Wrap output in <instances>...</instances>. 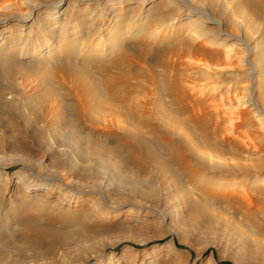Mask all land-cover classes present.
I'll use <instances>...</instances> for the list:
<instances>
[{
    "label": "rangeland",
    "instance_id": "1",
    "mask_svg": "<svg viewBox=\"0 0 264 264\" xmlns=\"http://www.w3.org/2000/svg\"><path fill=\"white\" fill-rule=\"evenodd\" d=\"M151 2L95 0L86 11L79 0H0L1 209L23 203L28 213L30 201L55 187L62 194L55 199L74 198L63 230L81 238L80 248L37 261L21 239L27 217L8 223V212L6 238L22 252L17 264H264V255L240 251L232 229L264 244V0ZM165 5V15H182L174 26L149 13ZM193 17L205 23L186 28ZM69 18L74 39L31 60L48 34L29 40L30 31L49 25L59 34ZM87 30H100L103 40H89ZM70 66L87 69L97 98ZM152 126L190 152L196 179L148 158L137 137L157 146ZM247 195L260 207L254 226L244 218Z\"/></svg>",
    "mask_w": 264,
    "mask_h": 264
},
{
    "label": "bare ground",
    "instance_id": "2",
    "mask_svg": "<svg viewBox=\"0 0 264 264\" xmlns=\"http://www.w3.org/2000/svg\"><path fill=\"white\" fill-rule=\"evenodd\" d=\"M79 1H84V10L88 11L89 9H92L93 7V4L95 2V0H79ZM99 1V0H98ZM155 0H152L151 3H154ZM247 2V0H241V3L243 2ZM108 2V0H107ZM158 2V1H157ZM162 2V1H161ZM213 2V1H212ZM140 5L141 2L139 1L138 2ZM214 3V2H213ZM248 3H249V0H248ZM75 4V3H74ZM245 4V3H244ZM250 4V3H249ZM137 5V7H133L134 9L138 8L139 6ZM164 5V4H163ZM242 5V4H241ZM248 5V4H247ZM95 6V5H94ZM156 6V5H155ZM249 6V5H248ZM247 6V7H248ZM246 7V6H244ZM167 9V5L164 6V8H160V6L158 8H156L155 10H151L149 11V13L153 15H155L156 17L159 18V20L161 21V18L162 20H164V24L165 26H174L175 23V19L177 18H181V16L177 17V16H169L168 14L165 15V11ZM177 11V10H175ZM184 10H180L179 12H183ZM258 11V10H257ZM70 12V11H69ZM72 12V11H71ZM172 13V11H170ZM87 13V12H86ZM167 13V12H166ZM174 13V11H173ZM176 13V12H175ZM252 13V12H250ZM67 14V13H66ZM70 14V13H69ZM102 14V13H100ZM137 15H138V11H135V13L133 15H131V20L129 21V24H135L136 23V18H137ZM164 15V16H163ZM175 15V14H174ZM39 17V16H38ZM92 17V16H91ZM174 17V18H172ZM250 17V15L248 16ZM201 18V17H200ZM199 17H193V18H188L185 20L184 23V26L186 28H189L191 30H193V28H196V27H199L200 25H202L203 23L205 22H202ZM41 19V18H40ZM71 18H69L67 21H69ZM136 19V20H135ZM176 19V20H177ZM251 19V18H250ZM20 20V19H19ZM158 20V19H156ZM247 20V19H246ZM249 20V19H248ZM252 20V19H251ZM250 20V21H251ZM93 21V20H92ZM95 21V20H94ZM118 21V20H117ZM138 21V20H137ZM253 21V20H252ZM23 22V21H22ZM159 22V21H158ZM92 23V22H91ZM116 23V22H115ZM162 23V22H160ZM66 25H62L61 26V29L59 31V34H57V32H55L51 26L48 25V28H46L47 30H32L30 31L29 33V40H30V36L31 34H35V35H40V34H45L43 31L47 32L48 36L45 35V37L47 38V41L46 42H43V44L45 46H42L40 47V49L33 53H31L32 56H30V59L31 60H36L38 59L40 56H45V57H48L52 54V53H57L58 51L57 50H60L63 46V43L64 41L69 38L70 40H73L74 39V36L77 35L75 32L77 31L78 32V28H77V25H76V22L75 21H69V22H66L65 23ZM130 24V25H131ZM162 24V25H164ZM249 24V23H248ZM250 24H252V22H250ZM249 24V25H250ZM253 25V24H252ZM256 25V24H254ZM17 26V25H16ZM247 26V24H246ZM91 27V26H90ZM135 28V26H134ZM196 30V29H195ZM198 30V29H197ZM49 31V32H48ZM4 32V30H2L1 34ZM85 34L87 33L88 35V39L89 40H93V39H97V38H100V41L103 40L104 38V35L102 34V32H100V30H98L97 32L95 33H92L94 32L93 30H87V31H84ZM120 35V34H119ZM122 35V34H121ZM220 36L223 35V33L221 32L219 34ZM56 36H58V40L56 41ZM34 37V35H33ZM71 37V38H70ZM121 39V38H120ZM6 40V39H5ZM86 40V39H85ZM99 41V42H100ZM55 42H57L58 45H55ZM204 42V41H203ZM95 43V42H94ZM103 43V42H102ZM41 45V44H40ZM101 44L99 43L98 44V47L100 46ZM97 47V46H96ZM97 47V48H98ZM193 47V46H192ZM191 45L190 47L188 46V48H192ZM197 46H195V48L191 49L192 53L195 52L198 53V49L196 48ZM87 48V46L83 47L82 50H81V53ZM207 48V47H206ZM205 49V48H203ZM57 51V52H56ZM186 51V50H185ZM190 51V50H188ZM60 52V51H59ZM58 52V53H59ZM181 52V50H180ZM183 52H184V49H183ZM182 52V53H183ZM200 52V51H199ZM211 52V51H210ZM209 52V55H211ZM213 52V51H212ZM211 52V53H212ZM216 52V51H215ZM191 53V52H189ZM189 53H187L189 55ZM191 53V55H192ZM217 53V52H216ZM216 53H214L215 55H217ZM49 54V55H47ZM195 54H193L194 56H192L193 58L195 57ZM175 55H178V54H175ZM174 55V56H175ZM181 55V54H180ZM179 57L178 56H175V59L176 57L181 58L179 61H186V60H190L191 61V55L188 57L189 59H187V56H186V53H185V58L186 60H183L184 57ZM184 55V53H183ZM207 55V54H206ZM170 56H172L170 54ZM173 56V57H174ZM182 56V55H181ZM198 55H196L195 59H193L194 61L197 59H201L202 56H200V58H197ZM205 56V55H204ZM208 58V57H207ZM207 58H203V59H207ZM174 59V58H173ZM49 60V59H48ZM192 60V61H193ZM210 60V59H209ZM212 60V59H211ZM205 61V60H204ZM175 62V61H174ZM203 62V60L201 61ZM177 63V62H176ZM176 63H173L176 65ZM179 63V62H178ZM181 63V62H180ZM187 63V62H186ZM193 63V62H191ZM200 63V62H199ZM194 64V63H193ZM192 64V65H193ZM208 64V63H207ZM72 65V64H71ZM79 65V64H77ZM180 65V64H179ZM264 65V63H263ZM174 66V65H173ZM177 66V65H176ZM187 66V65H186ZM194 66V65H193ZM207 66V65H206ZM184 67V66H183ZM189 67V66H188ZM191 67V66H190ZM175 68V67H174ZM182 68V66H181ZM186 68V67H185ZM253 68V67H252ZM69 71H71L77 78V81L78 83H80V85L82 86L83 89H86V90H89L90 93H91V97H93V92L94 94L96 95L97 93V90L96 92L94 91L95 88H92V87H89L88 88V73L87 72V69L86 68H79V67H76V66H70L69 68ZM173 69V68H172ZM183 69V68H182ZM190 70V69H189ZM255 70V69H254ZM189 72V71H188ZM255 72V71H254ZM173 73V71H172ZM187 73V72H186ZM253 73V72H252ZM189 74V73H188ZM192 74V73H191ZM157 75V74H156ZM181 75V74H179ZM187 75V74H186ZM207 75V74H206ZM210 75V74H209ZM62 76V75H61ZM152 76V75H151ZM64 77V76H63ZM182 77V76H181ZM190 77V76H189ZM208 77V75H207ZM148 78H153L152 79V83L154 84L156 78L153 77H148ZM163 78V77H162ZM186 79V78H185ZM189 79V78H188ZM211 79V78H210ZM183 80V78H182ZM151 81V80H149ZM112 82V81H111ZM90 83V82H89ZM149 83V82H147ZM181 84V83H180ZM157 85V84H156ZM152 86V89H155V86L153 87V85L151 84ZM114 87V85H113ZM81 88V87H80ZM92 88V89H91ZM181 88V87H180ZM188 88V87H187ZM94 89V90H93ZM112 89V87H111ZM111 89H110V92H111ZM122 89V88H121ZM120 89V90H121ZM186 89V88H185ZM51 90L52 87H51ZM50 90V91H51ZM114 90V88H113ZM154 91V90H153ZM177 91V90H175ZM174 91V92H175ZM183 91V89H182ZM114 92V91H113ZM184 92V91H183ZM2 94V93H1ZM184 94V93H183ZM94 95V96H95ZM113 95V94H112ZM180 95V94H179ZM185 95V94H184ZM188 95V94H187ZM217 96V95H215ZM89 97V98H91ZM123 97V96H122ZM121 97V98H122ZM93 98H97V96L93 97ZM215 98V97H214ZM229 98V97H228ZM120 99V98H119ZM127 99V97H126ZM131 99V98H130ZM224 99V98H223ZM1 100V99H0ZM113 100V99H112ZM127 101V100H126ZM215 101V100H214ZM116 102V101H115ZM243 102V101H242ZM126 103V102H125ZM128 103V101H127ZM245 104V102H244ZM10 105V104H9ZM10 108V107H8ZM216 109V108H215ZM224 110V109H223ZM234 110V109H233ZM219 111V110H218ZM241 112V111H240ZM227 113V112H226ZM231 115V114H229ZM235 115V114H234ZM242 115V114H241ZM240 116V115H238ZM167 117V116H166ZM165 117V118H166ZM242 117V116H240ZM246 117V116H245ZM168 118V117H167ZM231 117H229L230 119ZM233 118V117H232ZM239 118V117H238ZM245 119V118H244ZM234 120V119H233ZM243 119L240 118V121L239 120H236L235 119V123L236 121L238 122V124L242 123ZM231 121V120H230ZM165 122V121H164ZM233 122V123H234ZM166 123H168V121H166ZM179 123V122H178ZM232 121L230 124H233ZM177 124V123H176ZM181 124H183L181 122ZM245 124V123H244ZM170 125H173L172 123H170ZM228 125V123H227ZM243 125V124H242ZM177 126V125H175ZM183 126V125H182ZM186 126V125H185ZM238 128V125H234ZM172 127V126H171ZM179 127L181 128L180 124H179ZM177 127V128H179ZM235 127V128H236ZM240 127H242L240 125ZM170 128V127H169ZM174 128V127H173ZM218 128V127H217ZM231 128V127H230ZM233 128V127H232ZM236 128V129H237ZM190 129V128H189ZM215 129V128H214ZM223 129V128H222ZM172 130V129H171ZM217 130V129H215ZM228 130V129H227ZM233 130V129H232ZM235 130V129H234ZM233 130V132H234ZM177 131V130H176ZM231 131V130H229ZM237 131V130H236ZM240 132V131H239ZM151 133H152V136H153V140H154V143L157 144V146H153V145H150L147 143V141H145L143 138L141 139L140 137H137V143L141 146V148L143 147L147 153V156L149 159H151L154 163H158L160 166H163L164 168H167L168 169V172H169V169H171L174 173H184L185 175L184 176H191L194 178L198 176V172L192 170L190 167H189V164L187 165L189 158H191V155L186 153V151L182 148L183 146H181V143H180V146H178L176 143H172L169 139H167L164 134H162L160 131H159V128L156 127V126H152L151 127ZM196 134V133H195ZM232 134V133H231ZM242 134V132H241ZM235 135V134H234ZM226 136V135H225ZM232 136V135H231ZM239 136V135H238ZM241 136V135H240ZM230 137V136H229ZM236 137V136H234ZM233 138V137H232ZM245 138V137H243ZM193 139H194V136H193ZM181 141V140H180ZM189 143L191 144L190 140H188ZM175 142V141H174ZM195 142V140H194ZM185 145V143H183ZM187 146V145H186ZM191 146V145H189ZM193 146V144H192ZM192 146L189 148L190 150L192 149ZM157 147L159 149L162 148V150L166 151L167 153L165 155L169 156V159L168 157H163L162 155H160L159 151H157ZM182 149H181V148ZM194 150H191V152H196L195 150V147H193ZM199 149V148H197ZM202 151V150H201ZM198 152V150H197ZM162 154V153H161ZM197 154V153H196ZM195 154V155H196ZM193 155V154H192ZM197 156V155H196ZM202 156V155H201ZM167 158V159H166ZM202 158L199 156V159ZM195 159V158H194ZM198 159V160H199ZM196 160V159H195ZM201 160V159H200ZM171 163V164H168ZM199 162V161H198ZM205 163V162H204ZM212 163V161H211ZM203 164V163H202ZM206 165V164H205ZM259 166V165H258ZM261 166V165H260ZM263 167V166H262ZM255 168V167H254ZM166 169V170H167ZM240 169V168H239ZM250 169V168H249ZM256 170V169H255ZM250 171V170H249ZM248 171V172H249ZM252 171V170H251ZM247 172V171H246ZM247 172V173H248ZM254 172V171H253ZM256 172V171H255ZM261 172V171H260ZM235 173V172H234ZM245 173V172H244ZM251 173V172H249ZM258 173V172H257ZM201 174V173H200ZM199 174V175H200ZM178 175V174H176ZM197 175V176H195ZM251 175V174H250ZM260 177V176H259ZM196 179V178H195ZM203 179V178H202ZM261 179V178H260ZM194 180V179H193ZM259 180V178H258ZM195 181V180H194ZM261 181L264 182V178L261 179ZM27 188V187H26ZM29 188V187H28ZM23 189V188H22ZM31 189V188H30ZM61 190H58L57 188L55 187H52L51 189H48L47 188V193L48 194L46 196V194L44 196H46L44 199H33L32 201L29 202L30 204V207H27V208H30L32 209V211H27L28 213H26L24 210H23V203H21L22 205L20 207H18V209L16 210H7V213L9 212L10 214L8 215L7 213H5L2 209H1V205H0V264H17V261H16V256H18V254H21V248L15 246L13 243H12V240L9 239L10 237L6 238L8 235L7 232H8V226L9 224H5V215L7 214L9 216L8 218V223L10 221V219L12 220L13 219H17V222L18 223H22L24 220H25V216L27 217L25 220V230L24 232L22 233L21 235V239L24 241V243L27 244V246H29V250L32 254V258H34L35 260L38 259L37 261H40V260H46L48 259L49 260V257L50 256H55L57 255L59 252H64L67 249L69 250H72L74 246L77 245V249L80 248V239L76 236V234L74 233V230L72 229L71 231L70 230H63L62 227H66L69 223V221L66 219L67 216L69 214H71V208H70V205H72L71 203H73L74 201V198H67V196L64 197V194L62 196V198L60 199V197L58 196L57 199L54 198V196H56L57 193L61 194L60 192ZM248 193V192H247ZM263 195H264V192H262ZM62 195V194H61ZM242 195V194H241ZM41 197V196H40ZM243 201L245 203H248V211L246 212V216L244 217L245 218V221H248L251 226L255 225L256 223V217H255V214H254V211L253 209H258V204L255 203L254 200H252L251 196L247 195L245 197H243ZM28 205V204H27ZM17 206V205H16ZM260 208V207H259ZM20 209V212L22 213V210H23V213L25 212V214H21L20 215L18 214V210ZM262 213V211H261ZM12 222V221H10ZM7 223V222H6ZM228 224V223H227ZM233 225V224H232ZM235 225V224H234ZM233 225V226H234ZM228 226V225H227ZM250 226V227H251ZM259 226V225H258ZM70 227V226H69ZM228 228V227H227ZM237 227H232L233 231L235 232V234L237 235V242L239 244V248L241 249L240 251L244 250L246 247L247 248H250L251 251H253V255H255L256 258H258L259 256L261 255H264V244L259 241V240H256L254 239V241H252L247 232L246 229L245 230H238L236 229ZM66 229V228H65ZM243 229V227H242ZM81 235V234H79ZM11 236V235H10ZM13 237V236H12ZM77 237V238H76ZM251 237V236H250ZM166 246H168L169 248L171 249H174L175 246L173 245V243H166L164 244ZM254 257V256H253ZM90 260V258H87L85 260L86 263H88V261ZM20 261V260H19ZM89 264V263H88ZM256 264V263H255Z\"/></svg>",
    "mask_w": 264,
    "mask_h": 264
}]
</instances>
